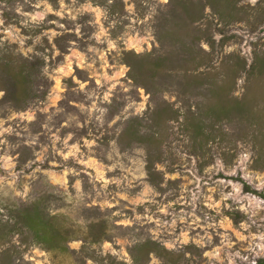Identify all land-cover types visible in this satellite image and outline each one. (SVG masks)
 <instances>
[{
	"label": "rangeland",
	"instance_id": "rangeland-1",
	"mask_svg": "<svg viewBox=\"0 0 264 264\" xmlns=\"http://www.w3.org/2000/svg\"><path fill=\"white\" fill-rule=\"evenodd\" d=\"M206 13L186 24L170 0H0V51L13 44L44 60L41 96L17 106L0 88V205L39 200L82 226L107 220L110 238L91 248L128 264L131 246L146 239L180 264L264 258V198L245 189L264 192V169L244 136L253 130L226 121L227 133L199 149L184 116L206 93L182 85L183 45L197 28L213 20L217 41L218 29L228 32L224 51L251 62L264 47V23L253 31L243 21L225 26L210 6ZM125 51L166 56L164 71L152 78L147 63L133 77ZM249 86L264 93V79ZM245 90L243 75L234 93ZM84 245L81 236L68 241V253L34 244L22 264H80ZM149 263L165 261L151 253Z\"/></svg>",
	"mask_w": 264,
	"mask_h": 264
},
{
	"label": "trees",
	"instance_id": "trees-1",
	"mask_svg": "<svg viewBox=\"0 0 264 264\" xmlns=\"http://www.w3.org/2000/svg\"><path fill=\"white\" fill-rule=\"evenodd\" d=\"M13 3L18 0H3ZM184 18V22H201L207 17L206 8L211 7L218 21L225 26L235 22H247L254 31L264 23V0L256 5L243 4L242 0H170ZM200 27V26H198ZM213 20H209L206 29L197 28L190 45L185 43L189 58L183 62L188 66L183 77V86L195 87L206 93L204 99L195 103L190 116H184L187 129L199 149L205 143L215 139L223 129L224 122L235 119L240 124L252 129V134L245 131L244 136H252L255 151V167L264 169V93L252 92L249 85L264 79V47L254 50L251 62L237 52L226 53L224 46L229 38L225 29L219 41L214 36ZM198 32V34H196ZM204 40L209 48L199 43ZM124 59L133 72L141 70L144 64H152L153 77L162 69L167 57L164 55L137 54L125 51ZM44 60L39 56L25 57L15 49L13 44H6L0 51V88L4 90V99L15 105L27 104L29 100L41 96L38 84L44 80L42 68ZM245 75L246 90L236 95L235 87L239 77ZM248 83V84H247ZM153 95L154 91H151ZM44 94V93H43ZM42 94V95H43ZM147 169L154 173L153 160L149 157ZM245 189L258 193L264 198V192L258 191L248 183ZM18 236L15 239V236ZM81 236L85 242L79 256L80 264H85V257L107 264H128L107 254L98 255L91 245L109 239L107 220L90 222L85 226L73 222L64 214H51L41 201L22 203L16 200L0 205V264H22L23 252L34 244L44 245L47 249L68 253V241ZM132 264H150V254L155 253L164 259V264H180V259H171L175 253L156 240L137 241L130 248ZM181 256L182 254H178ZM254 264H264L260 258Z\"/></svg>",
	"mask_w": 264,
	"mask_h": 264
}]
</instances>
